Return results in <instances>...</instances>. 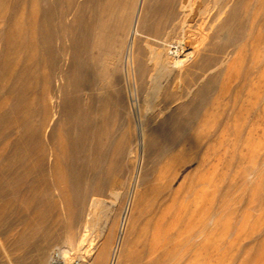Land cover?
<instances>
[{"label":"bare ground","instance_id":"6f19581e","mask_svg":"<svg viewBox=\"0 0 264 264\" xmlns=\"http://www.w3.org/2000/svg\"><path fill=\"white\" fill-rule=\"evenodd\" d=\"M82 2L43 0L42 7L31 8L25 14L28 44L41 43L42 46L40 53L26 50L30 52L26 64L28 78L35 76L36 65L43 61L47 88L50 77L69 80L74 89L81 85L92 87L94 78L104 76L99 69L102 73L96 71V67L102 47L110 39L107 46L116 51L125 78L130 77L132 67L139 78L146 74L149 87L143 91L142 102L145 110L157 112L144 120L141 115L137 131H132L130 122L125 123L126 110L119 91L113 89L109 93L103 85L95 87L99 89L94 91L97 94H88L83 103L77 94L69 96L65 92L57 105L43 104L44 113L57 106L58 110L52 112L53 117L54 114L63 117L56 118L47 134V152L41 153V168L38 166L41 170H38L46 184L43 187H49L44 173L47 161L48 173L51 170L58 175L68 174V183L76 190L74 214L68 225L76 224L77 229L60 239L75 247L77 259L68 262L70 250L62 248L56 257L52 254L49 264H80L85 254L89 264H181L190 256H193L191 264H204L203 256L208 250L216 257L264 258V159L257 161L264 148V52L257 54L254 50L255 56L249 57L254 70L248 64L250 68L246 66L244 78L231 82V78L227 79L230 71L239 69H232L233 62L229 63L232 51H225L226 47L237 46L244 40H250L246 41L250 42L249 46L264 45V0L218 1L219 9L207 25L211 32L205 43L211 50L218 49L219 59L207 67L210 68L208 73L194 74L197 76L187 84L188 89L184 92L186 96L192 94L189 100L175 109L172 107L169 112H166L169 104L173 105L170 101L165 108L155 106L156 99L162 95L165 101L171 97H168L169 92L163 91L162 78H179L183 73L189 74L191 69L203 66V60L200 62L195 58L198 44L190 33L197 25H194L199 19L196 16L203 9L197 4L193 6L190 0H85L91 2L90 10L86 11V4ZM214 2H211L213 6L216 5ZM63 13L71 15L65 24L58 20ZM204 14L202 16L207 15ZM111 18L114 21L110 22ZM56 29L63 34L67 32L69 44L65 47L68 48H52L53 35L58 33ZM117 41L118 48L114 44ZM143 47L148 49V59L143 57ZM62 53L68 63L64 70L59 66ZM143 58L152 64L149 70ZM113 66L109 72L107 70L111 77L107 80L109 84H116L120 79L117 80L120 76ZM16 76L13 74V80ZM218 77L221 79L212 96ZM54 85L56 89L49 98L58 97L62 88L59 83ZM26 135L31 142L38 136V127L29 126ZM167 150L171 153L159 167ZM126 156L131 161L129 170H125L122 163ZM194 159L196 163L185 177L183 175L182 183L173 186L171 182L180 167ZM148 161L151 166L144 165ZM30 168L28 171H33L34 168ZM197 174L199 191L187 192L185 196L190 199L184 203L177 201L187 184L188 189L193 186ZM122 176L123 181L120 180ZM249 176L253 178L249 180ZM187 178L188 182H185ZM85 179L88 180L85 181L87 188L82 186ZM246 183H250L249 192L233 200V194ZM86 190L90 192L88 200ZM104 194L110 198L107 203L101 196ZM229 195L233 198H226ZM122 198L123 203H120ZM230 200L234 205H229L233 207L227 210ZM150 201L151 208L147 207ZM62 203L66 205V200ZM192 213L194 216H189ZM187 220H192V230L181 227L182 223L186 226ZM142 238L147 241L142 242ZM141 242L143 246H140ZM255 242L261 247L255 249ZM177 244L187 249L173 262L174 254L170 251ZM45 252L44 247L37 250L34 264H45Z\"/></svg>","mask_w":264,"mask_h":264},{"label":"rangeland","instance_id":"374dc122","mask_svg":"<svg viewBox=\"0 0 264 264\" xmlns=\"http://www.w3.org/2000/svg\"><path fill=\"white\" fill-rule=\"evenodd\" d=\"M36 1H37L36 3L31 4L30 0H0V54H1L0 56V264H34L35 262L34 259L37 258L36 256L37 250L41 247L46 248V252L44 256L45 264H49V261H51L50 258L52 254H54L55 252H57L58 250L62 248H67L68 250H70V258L67 259L68 262H69V259L73 262L74 260L77 259L78 252L77 253L75 252L77 251L75 247H72V245L70 246V243L68 244L66 240L62 241V239H60V238H63V236L67 232L72 233L77 229V226H75L76 224H74L72 227L68 225L70 218H72L74 214V197L76 195V190H74V188L70 186V183H68L69 181L66 178L69 176L68 174L62 172V174L58 175L57 173L51 172V170H49V173H48L47 171L48 169H46L47 161H45L44 163V168H45L44 173L46 176L47 185L49 186L48 189H45L46 184L41 178L42 174L40 172L41 166L39 165V160H41V153H43V151L47 152V146H46L47 145L46 143L47 134L50 131V129L53 127V125H55L54 122L56 118L58 117H60V119L63 118L58 114H54V117H53L52 112L54 111V109L56 111L58 110L57 106L56 108L55 107L51 108L52 110L48 108V110L44 113L43 112L44 103H50L53 106H55V104L57 105L58 101L60 100V97L65 92H66L65 94L69 96H74L75 94H77L80 98V102L83 103L86 101V96H88V94L92 92H93L92 94H94L95 93L94 91L96 92L97 90L99 91V89H96L98 88L97 86L103 85L104 87H106L105 91L109 93H111L113 89H116L117 91H119L120 95L122 96L123 102H124L125 110L127 112V113L125 112L124 114L125 123L128 124L130 122L129 128L132 129V131L133 130L137 131L136 126L138 123V119L141 118V115H142L141 119L144 120L146 116L147 118H149L151 117L152 113L157 112V111L152 112V110H145V103L142 102L144 101L143 98L145 97V92L147 90V89L145 90V88L149 87L148 86L149 83L147 82L148 78L146 77V74L144 75V78L140 77L141 78L140 80V78L137 76L138 74H136L135 72L136 69L132 67L130 77L125 78L123 74L121 73V69L118 64L117 54L115 55L116 51H113L112 48H109V45L107 46V43L110 42V39L107 40V42L104 44V47H102L103 52L101 51V55H100L101 59H99L100 62H98L99 63L97 65L98 68L96 67V71L98 72L102 71L103 73L102 72L100 73L104 74L105 77L102 75L100 76L101 78L100 77L94 78L95 86L93 85L92 87H90L89 85H81L79 88L74 89L72 86V83L69 80H66L64 78L62 79L61 77L60 78L50 77L51 83H50V86L47 88L45 85V79H44L45 74H46L45 73L46 67H45V62L43 61L38 62V64L36 65L35 76L33 78H28V73L26 69L27 55L31 51L40 53L41 52L40 48H42L41 43H37L36 45H29L26 39L27 36L25 32L26 30V27L24 24L25 14H27L31 8L37 9L43 4V0H36ZM78 1L76 0L77 3H81L82 1H84L82 2V4L83 5L86 4L84 5L86 11L90 10L89 8H91V4H90L91 2L86 3L85 0H78ZM213 1H215L213 4L216 3L217 6L216 5L213 6L211 4V2ZM218 1L220 0H199V1L190 0L193 6H196L197 4L200 8L203 9V12H200L196 16V18L198 17L199 19L197 21L196 20L194 21V25L196 24L197 25L194 26L190 32L192 34L193 39L198 44V50H199L198 56L195 58L198 61L200 59V62L201 60H203V63H201L203 66L200 67L202 68L201 70H199L200 68L191 69V72H189V74L185 75L183 73L184 75L182 74L179 78H173V77L168 78V79L162 78V81H164L163 83H165L163 84V91L166 94H168L169 92L168 97L171 96L170 97L171 99L168 98L169 100L167 99L168 101H165V99H162L164 98V95H162L161 96L162 98L159 97L156 99L157 100L155 101V104H157L155 105L156 107L159 105L160 107L162 106V108H165V106H168L166 103L170 101L169 103H172L173 105L168 103L169 108L166 112H169L170 110L175 109L177 105L179 106L180 104L187 102L192 94H188L186 96L184 92H186L188 89L187 84L188 83L191 84L194 81L193 79H195V77L197 76L194 74L195 73L199 74V72L200 74L201 72L202 74L208 73V70L210 68L207 69V67L213 66L216 63L215 61H218L219 59L218 56L220 55L218 54L219 53L218 49L213 48L211 50V48H209L208 45L205 43L209 40V36L211 32L208 29L207 25H209L210 23L209 21H211L212 17L217 13L219 9L220 4H218ZM211 6L216 7V8L210 9ZM204 10L207 13H205ZM211 11L213 12V14L211 13ZM203 14L204 15L207 14L208 16L207 15L202 16ZM70 18H71V15L69 13L68 14L63 13V17L61 15V17H59L58 20L59 21L62 20L60 23L63 22L62 24H65L66 22L70 21ZM54 19L57 20L55 17ZM206 19H207V22H206ZM112 21L114 20L111 18L110 22ZM198 21L199 23H197ZM57 30L58 29H56V32L58 33L53 35L52 42L54 43H52L53 45L52 48H68V47H65L66 45L68 46L69 44V41L67 39L68 38L67 32L63 34L59 32V30L58 31ZM201 31H205V32H201ZM109 33H110L109 35L111 36L112 32L110 30H109ZM56 36H58L59 38L56 39ZM224 36L225 35L222 36L223 39L225 38ZM206 37H207V40H206ZM246 41H250V40H246ZM246 41L245 40L242 41L237 46L233 45L234 47L228 46L226 47V49L223 48V51L224 49L225 51L226 50L232 51V54H231L232 59L229 61V63L233 62L232 69L233 67L235 69L237 68L239 69L238 71L235 70V72H232L234 71V69L231 70L230 71L231 76L228 74L230 77L227 75L228 76L227 79L231 78L230 79V81L232 80L231 82H234V79L235 80L242 79V76L244 78V74L247 72L245 71L246 69L251 67V69L254 70V67L252 66L253 63H251L252 59H250L249 57H251L252 55L255 56L254 54L255 51L257 52V54L260 53V51L264 52L263 44L262 46L258 45L257 47L256 46L254 47L251 44L249 46L248 44L250 42L247 43ZM203 42L204 44H202ZM114 44L115 45L117 44L115 46L117 48L120 45L118 41L115 42ZM242 45H244L245 47ZM239 46H241L240 47L241 49L239 48ZM30 47L32 48L34 47V48L32 49ZM244 48H246L247 50H244ZM26 50H29L30 52ZM213 50L214 52H212ZM1 51L2 53H4L3 56H2ZM248 51H251V52H248ZM141 52L143 53V57L145 58L148 57L149 52L146 47H143V49H141ZM64 53H62V55ZM65 54L67 55V53ZM65 54L61 56L62 58L60 57V61H59V66L63 70L68 67L67 57H65L66 56ZM214 55L217 57L215 58ZM206 58H208V60ZM234 58H236L237 60H235ZM147 59H144L146 60L144 64H146V68L148 69L150 66H152V64L148 62ZM205 60H207L208 63ZM238 63L239 65L240 64L241 65L239 66ZM248 64H250V67L248 66ZM113 65L116 66V70H115L116 74L117 75L119 74L120 76V77H117V80L119 78L120 79L117 81L116 84L111 83V82L109 84L107 83V80L110 81L111 77H108V74H109L108 72L110 71V68H112ZM97 69H99L100 71ZM147 69H146V72H147ZM251 69L249 70L253 71ZM133 72L135 74H133ZM13 74L17 75L16 80H13L14 79ZM221 78L219 77L217 78L218 79L217 83L214 85L215 88L213 87V90L211 92L212 96H214V94L216 93L215 92L217 90L216 85H218V82L220 81ZM53 79L56 80L55 81L56 84L57 83H59V85L61 84L62 88L58 92V97L53 96L49 98V96L56 89V85H54L55 82H53L54 81ZM129 85L132 87L130 88ZM117 86L118 87L120 86L119 89ZM191 86L193 87V85ZM46 90L47 91L49 90V91L47 92ZM163 102L166 105H164ZM142 106L144 108H142ZM141 112L144 114H140ZM31 125L38 127V136L35 139H32L31 142H29L27 135H26V129ZM148 125H150V123ZM115 127L116 129H118L117 128L118 124H116ZM185 147H187V145ZM170 153L171 152H169L168 150L164 152L163 156L161 157L158 163L159 167L163 166L164 162L167 161V158L170 155ZM126 159H127V156L125 159H123V162H122L124 163L123 167L125 166L124 169L129 170L131 168V161H129V159L127 160ZM262 159H264V148L261 150L260 156L257 157V161L258 160L261 161ZM190 163L185 164V166L183 165L184 167L183 166L180 167V170L176 174L175 180L171 182L173 186H176V183L177 184L182 183L181 180L183 179L182 178L183 175L185 177L191 171L192 167L196 163V160L194 159ZM144 165L151 166L152 163L148 161V162H144ZM38 166L40 168H38ZM29 167H31L30 170L34 168L33 171L29 172L28 171ZM57 179L58 180L60 179V180L58 181ZM198 179H199V176L197 174V176L196 175L194 176L193 186L190 189H188V184H187L184 190H182L180 195L178 196L177 201L184 203L188 199H190V197L185 196L187 192L197 193L199 191L200 185L197 182ZM120 180L123 181V176L121 177ZM85 181L87 182L88 180L85 179L82 182L83 188L88 187V185H85ZM184 181L188 182V178ZM43 184H45L44 185L45 187H43ZM51 184H53V186L55 187H53ZM141 186L143 187L144 185L141 184ZM138 189L141 190L142 188L139 187ZM249 190H250V183H246L243 186V188H240L238 192H235V194H233L235 195L234 198L232 197L233 195L231 196L229 195V197L227 196L226 198L232 197L233 200L234 199L237 200V198H240L241 196H243L244 192L247 193L249 192ZM129 191L130 190L128 189L127 195L129 194ZM89 196H90V192L86 190L87 200ZM101 196L104 198L105 203L110 201V198L107 194H104ZM123 198H124V195H123ZM123 198L121 199L120 203L121 202L123 203ZM64 200H66V205H63L64 203H62L64 202ZM231 202L232 200H230V204L228 203L227 210L233 207V206L228 207L229 205H234ZM155 204L156 203L154 202V205ZM151 205H152V202L150 201V204L147 205V207L151 208ZM190 215L194 216L193 213L189 214V216ZM189 222L186 223V226H184L185 223H182L181 227L183 229L186 228L187 230L188 229L192 230L193 222L192 220ZM144 230L145 229H143V233L145 234ZM53 236H55L54 237L55 241H54ZM57 236L60 240H58ZM145 236L146 235H144V237ZM145 238L144 240L143 238L141 239L142 242L147 241L145 240ZM255 244H254L255 249L261 247V244L259 242H255ZM143 245L144 244L142 243V245L140 246H143ZM140 246L138 244V248H141ZM176 246L172 249V251H170L171 254H174L172 258L173 262L175 261V259H178L181 256V254H183L185 249H187V247H184L182 249L181 247H179L180 246L179 244H177ZM84 256L85 257L83 258L85 259H83V261L81 260L80 264H89L88 263L89 260L86 261V259H89L87 258L88 255L85 254ZM258 258L256 257V259H254V257L253 258L251 257H248V258L247 257L245 258L237 257L236 258L235 257L231 259V258L224 257V256L216 257L211 252L209 253V250H208V252L205 253L203 256V262L204 264H264V258H261V259H258ZM192 260H193V256L187 257L181 264H191Z\"/></svg>","mask_w":264,"mask_h":264},{"label":"built area","instance_id":"2783aa9c","mask_svg":"<svg viewBox=\"0 0 264 264\" xmlns=\"http://www.w3.org/2000/svg\"><path fill=\"white\" fill-rule=\"evenodd\" d=\"M56 255H57V252L54 253V257H56Z\"/></svg>","mask_w":264,"mask_h":264},{"label":"clouds","instance_id":"9594fccd","mask_svg":"<svg viewBox=\"0 0 264 264\" xmlns=\"http://www.w3.org/2000/svg\"><path fill=\"white\" fill-rule=\"evenodd\" d=\"M253 177L252 176H249V180H251Z\"/></svg>","mask_w":264,"mask_h":264}]
</instances>
